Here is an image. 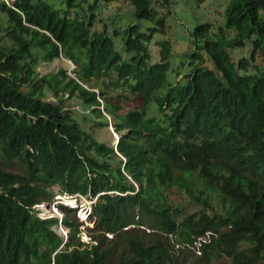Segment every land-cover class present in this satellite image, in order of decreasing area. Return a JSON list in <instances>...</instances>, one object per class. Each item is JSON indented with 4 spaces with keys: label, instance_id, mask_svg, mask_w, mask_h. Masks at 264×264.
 <instances>
[{
    "label": "trees",
    "instance_id": "1",
    "mask_svg": "<svg viewBox=\"0 0 264 264\" xmlns=\"http://www.w3.org/2000/svg\"><path fill=\"white\" fill-rule=\"evenodd\" d=\"M101 1L114 0H92L87 14L73 19L47 0L17 2L26 23L47 30L78 79L97 93L63 70L38 77L32 50L49 45L43 58L50 62L59 55L57 45L47 36L37 44L24 38L39 34L0 5L11 42L2 46L0 24V159L17 171L0 168V264H171V250L183 253L206 232L215 236L203 245V264H212L214 256L232 264L264 261V0H228L225 28L235 30L234 38L225 39L220 29L217 41H205L189 56L188 73L169 82L168 42L157 44L160 59L151 63L149 45L166 32L152 0H126L136 20L153 22L145 32L129 25L109 33L105 23L92 32ZM157 1L161 8L171 2ZM81 3L65 0L67 9ZM209 28L197 26L193 35ZM246 45L249 59L235 65L228 51ZM203 54L214 70L203 65ZM257 58L262 65L250 68ZM45 89L59 96V105L43 101ZM126 91L136 107L127 106ZM61 94L80 101L87 112L80 118L87 122L103 119L101 100L119 134L123 168L115 150L63 108ZM53 187L60 194L98 196L90 214L95 244L80 241L73 209L60 207L65 243L54 231L57 219L36 216L33 207L51 200ZM192 206L197 211L179 222ZM142 227L149 233L138 234ZM106 234L124 238L108 246Z\"/></svg>",
    "mask_w": 264,
    "mask_h": 264
},
{
    "label": "rangeland",
    "instance_id": "2",
    "mask_svg": "<svg viewBox=\"0 0 264 264\" xmlns=\"http://www.w3.org/2000/svg\"><path fill=\"white\" fill-rule=\"evenodd\" d=\"M54 7L60 8L62 11H67V15L70 18H83L87 14V7L91 4L92 0H81V5L77 8L66 9L65 8V0H47ZM101 4L100 8H97L94 12L95 19L93 21L91 31L99 32L104 23L107 24V28L109 33H112L113 30H118L122 32V29H125L129 25H137L141 32H145L147 28L153 26L152 21L145 20H136L133 17L134 9L131 7L130 3L126 0H114L111 3H107L104 1ZM100 2V3H101ZM153 5L155 6V18L164 17L166 32L164 35L157 34L154 36L151 44L149 45L150 55H151V63L155 64L159 60V47L158 43L166 41L170 46V56H169V72L167 73L168 82L173 77L179 74L183 76L188 73V71L192 68L190 65L189 56L197 51L201 46H203L204 42L207 40H218L220 32L219 30L224 31L225 39H233L236 35L235 30H227L225 28V14L226 8L228 5V0H171L170 4L161 8V4L157 0H152ZM5 14L0 13V23L4 26L5 22ZM114 16V18H113ZM95 22V23H94ZM209 25L210 28L207 32H203L199 36H194V30L197 26L200 25ZM3 36L6 34V31H2ZM26 38H31L30 36H26ZM121 35L117 38H114L115 49L120 50L121 48ZM3 45L10 46L11 43L4 39L2 41ZM247 44V43H246ZM232 62L236 65V63L242 59H249L250 56V47L246 45L241 48H236L235 50L228 51ZM44 51L35 54V59L37 61V65L35 67V72L38 77H42L48 74H55L60 69L66 71L68 75H74L70 72L69 61L63 57L53 60L52 62H46L43 60ZM203 65L210 70H214L213 63L207 57V55L203 54ZM66 64V65H65ZM261 66L262 62L260 58H257L255 62L250 63V68L253 66ZM176 74V75H175ZM175 75V76H174ZM173 81V80H172ZM45 95L43 100L46 102H55V98L51 94L50 91L45 89ZM128 96L127 106L128 107H136L137 103L134 98L126 93ZM64 108L70 109L74 112L75 118L79 122V124L85 130L94 134L95 138L108 146H114L115 144V135L112 133L110 127H98L95 124L100 122V119H97L93 116V120L82 121L80 116L83 114V108L79 100L76 98L72 99H63L62 101ZM90 125H93L94 128H90ZM0 168L10 170L4 162L0 159ZM17 172L16 170H10ZM54 197L48 201L40 204V208L35 209V212L39 217L43 218L45 216L54 215L55 217L61 216L60 211L58 210V206H64L62 204H57L55 202L57 196H59V190L57 187L52 189ZM61 195V194H60ZM172 198H175V194H172ZM69 203L66 202L65 205ZM90 201L85 198H78V200L74 203H70V207L75 208L78 207V211L83 210L84 212L90 210ZM214 207H218L216 202L214 203ZM198 207L192 206L191 210L185 209L182 212L181 217L178 218L180 222L184 217L188 216L196 212ZM214 212H217L215 210ZM209 215H212V211L208 212ZM85 214V213H84ZM79 222H82V226L79 227L80 231V241L83 244H89L90 240H93L92 237L95 236L93 232L90 230L94 227L93 221L90 219L81 220L76 215ZM83 218V216H82ZM54 231L60 235L65 236L66 230H61L59 227L54 228ZM149 233V231L142 227L139 229L138 234ZM124 238V235L120 237H109L106 235V245H115V241L119 238ZM176 237L169 236V240L173 242ZM178 239V238H177ZM197 245V244H196ZM120 246L117 249H122V246H125L124 243H120L117 245ZM176 249V247H175ZM171 254L173 255V262L171 264H203L199 261V256H197L193 250H185L183 253H178L175 250H171ZM212 264H232L229 258L217 257L214 256ZM258 264H264V261H261Z\"/></svg>",
    "mask_w": 264,
    "mask_h": 264
},
{
    "label": "clouds",
    "instance_id": "3",
    "mask_svg": "<svg viewBox=\"0 0 264 264\" xmlns=\"http://www.w3.org/2000/svg\"><path fill=\"white\" fill-rule=\"evenodd\" d=\"M17 2H18V0H0V5H3V6H5L7 9H9V10H11V11H13V12H15V13H17V14H19L21 17H22V22H23V24L26 26V27H29V28H31L32 30H35L38 34H39V36H35L34 37V39H33V36L32 35H30V34H28V35H25V34H23L22 36L24 37V38H26V36H30L31 38H26V39H28V40H32V43L33 44H37V42L39 41V40H42V39H44V37L45 36H47L50 40H51V42L52 43H54V44H56L57 45V47H58V51H59V55H58V57L57 58H54L53 60H55V59H58V58H60V57H63V58H65V59H67L69 62V65H70V72L69 73H71L72 72V74L74 75V77L70 74V75H68V73H66L67 74V76L68 77H70L71 79H73L76 83H78L80 86H82L84 89H86V90H88V91H94V92H96L97 93V91L96 90H92V89H89L88 87H87V85H85V84H83L79 79H78V77L76 76V66L72 63V61L71 60H69L68 58H66L64 55H63V52H62V49H61V47L59 46V43L53 38V36L47 31V30H45V29H41V28H39V27H36V26H33V25H30V24H28V23H26V21H25V18H24V15L22 14V12L20 11V9L17 7ZM50 3V2H49ZM103 2H101V3H99V5H98V8H100L101 7V4H102ZM51 4V3H50ZM64 4H65V2H64ZM52 5V4H51ZM53 6V5H52ZM53 8H55V9H57V10H59L62 14H63V12H65V11H62L63 10V8H62V10L60 9V8H57V7H54L53 6ZM65 8L67 9V7H66V4H65ZM88 8V7H87ZM1 13V12H0ZM3 14V13H2ZM69 17V16H68ZM70 18V17H69ZM76 18V17H75ZM70 19H73V18H70ZM5 22H6V17H5ZM4 22V26L1 24V33H2V31H6V30H4V28L5 27H7V24ZM2 35V34H1ZM4 39H6L5 38V35L3 36L2 35V41L4 40ZM6 41H8L7 39H6ZM8 42H10V41H8ZM2 43V42H1ZM11 43V42H10ZM151 44V43H150ZM2 46H7V45H3L2 44ZM11 46V45H10ZM150 47V46H149ZM48 48H49V45H46V47H45V49H41V47H36V48H34L33 50H32V53H33V57L35 56V54L36 53H40V52H43L44 51V53H46V51L48 50ZM160 49V48H159ZM44 56V55H43ZM35 58V57H34ZM159 59H160V57H159ZM43 60H44V58H43ZM52 60V61H53ZM45 61V60H44ZM52 61H50V62H52ZM159 61V60H158ZM46 62H48V61H46ZM36 65H37V61H36V59H35V67H36ZM61 70V69H60ZM59 72V71H58ZM57 72V73H58ZM66 72V71H65ZM57 73H55V74H57ZM180 77H182V76H180ZM126 93H128L130 96H131V94L129 93V92H124V95L127 97V99H126V102H127V100H128V96H127V94ZM45 95V94H44ZM44 95H43V97H44ZM43 97H42V99H43ZM54 98H55V102H53L54 104H58L59 105V96L58 97H55V96H53ZM72 98H76V97H72ZM72 98H70V97H68V95L67 94H61V100L63 101V99H72ZM78 100V99H77ZM98 100H99V102H100V104H101V106L99 107V109H100V111H101V113H102V115L104 116L103 117V119H100V122H101V120H104V119H106L107 120V123H108V126L107 127H110V129H111V131H112V133L115 135V144H114V146H109V147H112L114 150H115V153L117 154V156L122 160V162H123V165H122V168L124 167V165H125V159H124V157H122L117 151H116V146H117V143H118V140H119V134H117L116 132H115V130H114V127L112 126V122H111V120H110V118H109V116H107V114L105 113V111H104V109H103V105H102V102H101V100L98 98ZM44 101V100H43ZM46 102V101H45ZM51 103V102H50ZM61 104H62V106H63V103L61 102ZM63 108H64V106H63ZM64 109H66V108H64ZM68 110H70V109H68ZM70 112L71 113H73V115H75L76 114V112H74V111H72V110H70ZM84 113H87V112H85L84 110H83V114ZM82 114V115H83ZM97 119H99V118H97ZM100 122H98V123H100ZM97 123V124H98ZM97 124H95L96 126H98ZM108 146V145H107ZM124 173V172H123ZM124 175H125V177L133 184V186H134V188H135V190L136 191H138V185L131 179V177L129 176V175H127L126 173H124ZM54 188V187H53ZM52 188V189H53ZM110 194L112 195V194H117V193H114V192H110ZM126 194H133V193H130V192H127ZM54 197V196H53ZM97 197L98 196H96L95 198H87V197H83V196H81V195H79V194H75V195H67V194H59V196H57V198H56V200H55V202L57 203V204H62V205H64V206H58V210L60 211V207H66V208H68V207H70V203L71 202H76L77 200H78V198H85L86 200H88V201H90V210H87V211H83V210H80V211H78V207H75V208H69V209H73V210H75V215H78V218H80L81 220H86V219H90V214H91V207H92V205L94 204V203H96V200H97ZM48 201H50V200H48ZM48 201H44V202H48ZM66 202L67 203H69V204H67V205H65L66 204ZM43 203V202H42ZM41 204V203H40ZM40 204H38V205H35L34 207H33V209H34V211H35V209H37V208H40L39 206H40ZM36 213V212H35ZM60 213H61V211H60ZM85 213V214H84ZM36 216L39 218V219H41V220H46V219H57L58 220V225L55 227V228H57V227H59L61 230H63L64 229V227L61 225V220H62V217H63V214L61 213V216H58V217H55L54 215H49V216H45V217H43V218H41V217H39L38 216V214L36 213ZM82 216H83V218H82ZM77 218V217H76ZM79 221V220H78ZM90 221H92V220H90ZM81 223V226H82V222H80ZM66 230V229H65ZM56 233V232H55ZM57 234V233H56ZM58 235V234H57ZM107 236H109V237H112L111 235H109V234H106ZM58 236H60V235H58ZM214 234L212 233V232H206L205 233V235H203V236H201V237H198V238H196L195 240H194V242H193V244L192 245H189V246H187V245H185V247L186 248H188V250L189 249H191V250H193L194 251V253L197 255V256H199V257H201V255H202V248H203V245L204 244H209L211 241H212V238H214ZM61 238H63L64 239V243H65V239H66V241H67V230H66V234H65V236L63 237V236H60ZM93 243V244H95L93 241H89V243ZM197 244V245H196ZM63 246V245H62ZM61 249H63V247L61 248ZM60 248L58 249V251H60L61 250Z\"/></svg>",
    "mask_w": 264,
    "mask_h": 264
},
{
    "label": "water",
    "instance_id": "4",
    "mask_svg": "<svg viewBox=\"0 0 264 264\" xmlns=\"http://www.w3.org/2000/svg\"><path fill=\"white\" fill-rule=\"evenodd\" d=\"M67 238V237H66ZM65 242H66V239H65ZM63 246L60 247V249L62 248Z\"/></svg>",
    "mask_w": 264,
    "mask_h": 264
},
{
    "label": "bare ground",
    "instance_id": "5",
    "mask_svg": "<svg viewBox=\"0 0 264 264\" xmlns=\"http://www.w3.org/2000/svg\"><path fill=\"white\" fill-rule=\"evenodd\" d=\"M95 23V22H94ZM66 65V64H65ZM181 122V121H180Z\"/></svg>",
    "mask_w": 264,
    "mask_h": 264
}]
</instances>
